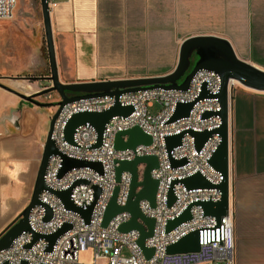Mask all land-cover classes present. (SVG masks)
<instances>
[{
  "label": "built area",
  "instance_id": "obj_1",
  "mask_svg": "<svg viewBox=\"0 0 264 264\" xmlns=\"http://www.w3.org/2000/svg\"><path fill=\"white\" fill-rule=\"evenodd\" d=\"M16 3L17 0H0V19L12 18ZM221 83V76L217 72L200 69L193 75L185 90L155 87L125 92L118 97L114 94L84 97L64 105L55 120L52 132V138L60 153L49 158L44 175L47 189L40 193L41 203L31 209L28 217L31 231L22 232L9 248L0 251V264H22L23 261L27 264H238L231 158L229 208L219 222L215 216L206 215L202 205L197 203L216 202L222 198V190L218 185L223 182L224 174L209 162L221 142V136L219 133L212 134L198 150L195 137L189 133L190 130L212 131L222 125V105L218 97ZM237 85L241 84L231 80L229 90ZM204 90L210 96L200 98ZM117 101L123 106L132 105L133 111L127 116L115 115L111 118L105 126L99 146H94L98 133L89 123L76 129L73 143L65 139V126L73 114L81 111H104ZM193 101L195 103L187 116L170 120L179 103ZM156 104L161 108L157 113H152ZM206 112L211 114L205 116ZM135 126L149 134L153 143L117 149L116 134ZM182 132L186 133L181 144L168 151L165 138ZM127 138L125 136V140ZM63 155L99 162L101 170L90 166L74 167L60 176ZM145 155H155L159 159L158 168L151 172L152 177L159 181L155 206L146 199L139 202L143 215L155 219L153 235L145 240V246L154 249L150 257L146 256L139 244V230H120V226L131 219L130 212L124 210L116 214L107 226H103L105 212L115 189L118 188L116 202L120 206H125L130 196L132 173L124 171L118 180L117 167L122 161H131ZM182 159H186L184 164H172V160ZM146 167L145 163L137 166L139 182L144 179ZM198 172L214 186L188 188L183 179ZM80 180L85 182L75 185ZM72 186L74 187L70 199L75 205L87 208L93 204L89 221L79 212L67 208L56 194V191ZM96 187L100 189L97 197ZM141 189L142 186H138L136 192ZM171 190L176 200L169 205ZM190 205L192 217L167 231L168 222L179 217ZM48 212H51V217L47 219ZM139 222L149 230L142 219ZM66 223L71 225L70 228L56 239L50 249V242L46 238L34 240V233L52 234ZM196 230L199 231L200 250L167 252L169 245ZM30 243L31 246L27 247ZM126 250L127 255L124 254ZM84 253H89V262L81 260Z\"/></svg>",
  "mask_w": 264,
  "mask_h": 264
},
{
  "label": "crops",
  "instance_id": "obj_2",
  "mask_svg": "<svg viewBox=\"0 0 264 264\" xmlns=\"http://www.w3.org/2000/svg\"><path fill=\"white\" fill-rule=\"evenodd\" d=\"M135 4L142 5L138 0H50L61 81L74 83L125 78L111 75L117 63L113 60H103L98 47L139 44L137 39L142 36L128 37L123 31L133 28L139 31L149 30L148 24L154 22V11L149 10L143 19H135L137 22L142 20L147 25L125 24L134 21L129 18L132 12L125 7ZM229 4L228 8L222 11L217 6H210L209 11L205 13L208 14L206 18L203 12L199 13L203 24L195 35L223 37L228 39L233 47H259L252 48L253 61H246L264 69L263 64H258L264 59L257 52L261 50L260 47H264V0H243L242 12L239 11L243 21L241 31L233 26L236 20H241L235 16V2L231 0ZM191 15L195 16L193 12ZM214 21L225 24H210ZM39 26L41 27L37 28L33 21L29 26V19L22 14H14L11 19H0V54L4 58L5 67L15 76L19 75L17 77L34 74L39 66L44 65L43 58L39 56L45 35L43 15ZM159 75L165 74H143L126 78ZM8 81L11 83H5L6 85L22 93L32 92L29 90L33 83L27 79ZM19 82L22 84L17 88L15 85ZM35 107L39 106L0 87V155L4 154L11 160L7 168H0V182L13 183L16 178L25 177L27 174L26 162L33 145L28 139L29 108ZM229 129L236 207L237 262L264 264V92L243 85H237L233 89ZM43 144L44 142L39 143L38 147L42 148Z\"/></svg>",
  "mask_w": 264,
  "mask_h": 264
},
{
  "label": "water",
  "instance_id": "obj_3",
  "mask_svg": "<svg viewBox=\"0 0 264 264\" xmlns=\"http://www.w3.org/2000/svg\"><path fill=\"white\" fill-rule=\"evenodd\" d=\"M42 7L45 39L47 44L49 65H50V75L44 77H17L24 78L29 81H38L41 78L47 79L50 85L46 88L36 91L35 93L25 94L22 93L2 82H0V87L17 94L22 99L36 105L39 107L44 106H56L57 110L52 115L50 120V126L47 133L46 141L43 146V153L41 158V163L37 178L35 181L34 191L30 202L26 208L9 223V225L0 233V251L9 248L13 240L22 234L24 231H31L29 225V214L31 209L40 204V193L47 189V185L44 180V175L48 161L51 155L59 154L58 147L52 138V132L54 128V123L59 113L61 112L64 105L74 100L84 98L99 96L105 94H114L117 97L125 92H134L141 89L163 87V88H176L185 90L189 87L190 81L193 75L200 69L214 70L217 72L222 79L221 90L218 94L220 99L222 110L220 114L222 116V125L212 131H193L190 130L189 133L195 137L196 148L200 150L204 143L212 136L214 133H219L221 136V142L217 150L213 153L209 162L217 170L224 174V180L218 185L222 190V198L219 201H203L198 202L201 204L206 215H212L217 218L220 222L222 217L228 213L229 208V170H230V148H229V120H230V106L232 100V88L229 90V84L231 80L238 81L241 85L256 90L264 92V69L240 58L230 43L226 38L215 36V35H194L183 40L179 49V58L176 67L169 73L159 76L151 77H140V78H123V79H110V80H99V81H82L74 83H64L61 81L58 70V62L56 55V48L54 44L53 28L51 22V10H50V0H40ZM198 56L197 60L192 65L193 54ZM57 92L59 100L56 102H41L36 99L38 96H42L48 92ZM210 96L207 90H204L200 98ZM195 101L179 103L174 115L171 117V121H174L180 117L187 116ZM133 111L132 105H121L118 101L109 109L104 111H81L73 114L66 123L65 126V139L71 143L74 142V133L76 129L83 124L89 123L95 127L98 133L97 143L94 145L99 146L102 142L103 131L106 124L115 115L127 116ZM211 112H206L204 115L208 116ZM186 132L180 134H175L167 136L165 138L167 149L171 151L175 146L181 144V140ZM127 136V140H125ZM153 143L152 137L145 133L139 126L132 127L130 129L122 130L116 134L115 147L117 149L134 148L138 144L151 145ZM63 164L60 170V176H62L66 171L74 167H85L90 166L101 170V164L99 162L87 161L83 159H77L73 157H68L63 155ZM186 159L182 160H172L174 166L184 164ZM141 163L147 164L145 169L143 181H138V171L137 166ZM159 159L155 155H145L138 156L131 161H122L117 167V179H120L121 174L124 171H129L132 173V186L130 190V196L128 203L125 206H120L116 202L118 188L115 189L114 194L109 202L107 210L105 212L103 226H107L110 220L118 213L126 210L131 213V219L120 226V230L123 232L130 231L132 229H137L140 231L139 244L144 250L147 257H150L154 249L147 248L145 246L146 238L153 235L155 227V219L143 215L139 208V202L142 199L148 200L152 206H155L156 193L159 185V181L152 177L151 172L153 169L158 168ZM85 182L83 180L77 181L75 183L79 184ZM184 184L188 188L196 187H213L214 185L209 182L202 174L195 173L191 176L183 179ZM74 185V186H75ZM69 189L56 191V194L62 199L67 208L79 212L86 221H89L93 204L87 208L79 207L73 203L70 199L73 187ZM142 186L139 192H136V188ZM100 189L96 187V197L99 195ZM176 197L173 191L169 194V205H172ZM190 205L179 217L174 220H170L167 224V231L178 226L180 223L189 220L192 217ZM51 217V212H48L47 219ZM142 219L148 226L149 230L139 222ZM70 224L66 223L57 232L47 235H42L39 233H34V240L39 238H46L50 242L49 249L52 247L56 239L70 228ZM31 243L27 245L30 247ZM200 250L199 243V231H192L186 236L182 237L179 241L171 244L167 247V252L169 253H182ZM22 264H27L23 261Z\"/></svg>",
  "mask_w": 264,
  "mask_h": 264
},
{
  "label": "rangeland",
  "instance_id": "obj_4",
  "mask_svg": "<svg viewBox=\"0 0 264 264\" xmlns=\"http://www.w3.org/2000/svg\"><path fill=\"white\" fill-rule=\"evenodd\" d=\"M142 3L125 7L132 13L129 18L134 19L130 23L133 26L147 25V23L137 22L135 19L147 16L149 10L154 11V22H150L148 26L150 29L138 30L129 29L123 31L128 37H141L137 41L143 42L133 45H109L98 47L99 54L103 60L116 61L117 66L111 75L116 77H131L143 74H166L171 72L177 65L179 58V49L182 41L191 35H195L203 22H201L199 13H206L209 11L210 6H217L219 9L226 10L230 5L231 0H149L150 5L147 6V0H138ZM152 1V2H151ZM235 2V9L237 10L236 20L233 26L241 31L243 27L242 12L243 0H233ZM154 2V4H153ZM189 2V4H185ZM152 3V4H151ZM191 12L195 16L191 15ZM14 14H22L29 19V26L31 21L37 28H40L39 22L42 20V7L40 0H17ZM208 14H205V18ZM227 16V15H226ZM151 17V13H150ZM224 17V15H221ZM11 19V18H10ZM225 22L214 21L210 24H219ZM121 33V32H120ZM242 35V32H240ZM142 34V35H141ZM132 41H136L132 39ZM238 56L242 59L253 61L254 54L250 46H234ZM257 51L259 56L264 59V47ZM43 58V67H38L34 74L26 76H40L44 77L50 75V65L47 51V44L45 35L43 37V49L39 54ZM4 58L0 54V82L11 83L8 79H18L13 73L5 67ZM264 65V60L261 63ZM33 87L29 90L31 93L46 88L47 81L41 78L38 81H31ZM19 84L16 83L18 88ZM20 90V89H19ZM41 102H56L60 98L57 92H48L42 96L36 97ZM161 106L156 104L152 108V113H157ZM56 106H44L29 108V126H28V139L32 141V149L28 153L27 171L25 177L16 178L13 183L0 182V233L15 219L28 205L31 200L35 181L39 171L43 147L39 148V143L45 142L47 133L50 126L52 115L56 112ZM35 148V150H34ZM11 164V160L4 154L0 155V168H7ZM1 175V173H0ZM125 255L128 254L126 250ZM82 261L89 262V253H84L81 257Z\"/></svg>",
  "mask_w": 264,
  "mask_h": 264
},
{
  "label": "flooded vegetation",
  "instance_id": "obj_5",
  "mask_svg": "<svg viewBox=\"0 0 264 264\" xmlns=\"http://www.w3.org/2000/svg\"><path fill=\"white\" fill-rule=\"evenodd\" d=\"M197 58H198V56L194 53L193 56H192V65L197 60ZM44 80L47 81V85L49 86L50 85V82L47 79H44Z\"/></svg>",
  "mask_w": 264,
  "mask_h": 264
},
{
  "label": "bare ground",
  "instance_id": "obj_6",
  "mask_svg": "<svg viewBox=\"0 0 264 264\" xmlns=\"http://www.w3.org/2000/svg\"><path fill=\"white\" fill-rule=\"evenodd\" d=\"M238 84V83H237Z\"/></svg>",
  "mask_w": 264,
  "mask_h": 264
}]
</instances>
